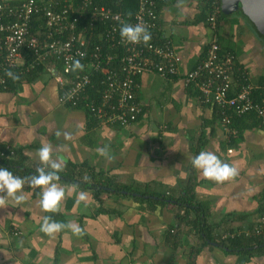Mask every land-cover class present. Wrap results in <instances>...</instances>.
<instances>
[{
    "label": "crops",
    "instance_id": "1",
    "mask_svg": "<svg viewBox=\"0 0 264 264\" xmlns=\"http://www.w3.org/2000/svg\"><path fill=\"white\" fill-rule=\"evenodd\" d=\"M211 1L184 0L183 11L177 7L178 0L159 3L156 37L175 47L181 57L180 72L168 79L155 73L140 77L138 99L143 113L129 126L102 125L84 108L60 104L59 84L47 70L0 90V144L19 151L16 157L23 165L0 167L29 177L24 169L40 166L36 152L43 141L52 145L53 158L65 161L60 173L80 180L87 174L91 183L112 181L176 197L193 183L197 202L205 205L209 222L217 226L218 240L231 229L252 234L264 207V127L251 113L235 117V133L228 134L218 107L203 101L195 83L186 82L187 74L205 57L214 34L207 22ZM217 34L221 48L233 52L239 68L247 69L251 81L261 85L264 35L238 12L219 16ZM56 131L70 132L72 138L57 137ZM105 146L111 160L97 153ZM202 150L234 164L239 175L222 184L203 178L190 163ZM56 183L66 192L72 190L59 213L41 211L40 190L27 182L24 203L9 199L0 208V264H264V253L249 256L215 242L204 245L190 225L195 213L173 202L115 192L97 198L95 189L77 187L63 176ZM79 191L89 194L87 206L75 204ZM45 215L74 222L84 234L65 229L49 237L40 231Z\"/></svg>",
    "mask_w": 264,
    "mask_h": 264
},
{
    "label": "built area",
    "instance_id": "2",
    "mask_svg": "<svg viewBox=\"0 0 264 264\" xmlns=\"http://www.w3.org/2000/svg\"><path fill=\"white\" fill-rule=\"evenodd\" d=\"M165 1L139 0L137 11L130 13L100 5L97 0H0V90L10 87L6 71L25 80L26 75L42 66L55 75L60 104L82 107L102 125L125 127L138 122L143 113L138 99L140 77L155 73L168 79L180 72L181 57L172 43H158L153 37L159 28L157 8ZM211 2L207 22L214 34L205 57L187 74L186 82L198 86L204 102L218 106L228 134L235 133L230 126L231 112L241 117L254 111L264 127V104L252 98L257 85L245 79L246 83L237 86L236 55L221 53L217 34L221 0ZM96 23L104 29L100 32L101 42L93 43L87 31ZM122 23L146 25L152 37L149 44L122 43ZM74 59L81 61L83 71L66 70ZM242 69L249 79L248 70ZM95 75L99 76L98 81L94 80ZM92 89L98 98L89 94ZM0 156L14 158L16 150L0 144ZM263 228L264 211L254 231L260 233ZM235 235L226 231L221 239Z\"/></svg>",
    "mask_w": 264,
    "mask_h": 264
},
{
    "label": "clouds",
    "instance_id": "3",
    "mask_svg": "<svg viewBox=\"0 0 264 264\" xmlns=\"http://www.w3.org/2000/svg\"><path fill=\"white\" fill-rule=\"evenodd\" d=\"M184 0H178L177 7L183 11ZM119 34L122 43L127 44H140L143 43L147 46L151 40V32L146 25L137 23L135 25L130 23H122L119 29ZM83 56V53H78ZM72 72L83 71L84 65L79 59H74L71 63L70 69ZM5 75L16 81L19 76L8 70ZM55 135L60 137L63 135L65 140H70L72 134L70 132L56 131ZM63 147H66L63 146ZM98 155L105 157L109 160L107 146L97 149ZM36 155L38 157L40 166L36 169V174L30 177H19L13 174L6 167H0V208H4L7 201L11 199L17 205L24 203L27 196L24 193V186L27 182L31 188L39 189V199L37 206L45 213H59L61 204L66 198V195H71V189L67 192L64 187H61L56 181L60 180L59 173L66 167L65 161L59 157L53 158V147L50 143L41 142V147L37 149ZM190 163L203 178L222 184L225 181L235 179L239 175V171L234 164H229L222 161L213 151L202 150L198 155L191 158ZM82 182L90 183L91 178L85 174ZM78 187V185H77ZM89 201V194L85 191L77 192L75 196V204L80 205L84 203L87 206ZM70 230L77 236L84 234V229L74 222H60L52 218L51 215H45L42 219L40 231L49 237H54L57 233L63 230Z\"/></svg>",
    "mask_w": 264,
    "mask_h": 264
},
{
    "label": "trees",
    "instance_id": "4",
    "mask_svg": "<svg viewBox=\"0 0 264 264\" xmlns=\"http://www.w3.org/2000/svg\"><path fill=\"white\" fill-rule=\"evenodd\" d=\"M98 4L100 5H105L107 7H111L114 10H120L122 12H130V13H135L138 9V3L139 0H97ZM159 8H157L158 10ZM159 13V12H158ZM159 23V20H158ZM104 29L102 24L96 23L95 27L93 29H89L87 31L88 35L92 36V42H101L100 41V32ZM158 29L154 31V38L158 43H164L165 40H159L158 36L156 37ZM221 48V53L224 55L227 52L231 51H226ZM233 53V52H232ZM44 68L40 66L36 71H33V73H30L26 75V79L28 78H34L38 76L41 72H43ZM242 67L239 68L238 63L236 62V65L234 67V81L237 86H241L243 83H246V80L249 82L253 83L249 77V79L243 75L242 72ZM249 76V75H248ZM177 77V76H174ZM173 77V78H174ZM99 76L95 75L94 80L98 81ZM246 79V80H245ZM18 80H21L19 78ZM14 81H10V85H13ZM254 84V83H253ZM236 86V87H237ZM89 94L94 97L98 98L97 93L95 89H92L89 91ZM252 98L254 101L258 103L264 102V82L261 83V85L257 84V88L252 92ZM264 104V103H262ZM218 107V106H217ZM219 109V108H218ZM219 109V115H220V122H222L221 118V113ZM253 114L256 115L254 111L249 112L248 114ZM230 114V119H231V124L232 126L233 119L235 117H238L235 112H231ZM246 114V115H248ZM243 115V116H246ZM241 116V117H243ZM141 117V116H140ZM257 117V115H256ZM259 119V118H258ZM260 120V119H259ZM223 124V123H222ZM224 128V124H223ZM16 153H19V151L16 150ZM22 156V155H21ZM20 162V157H15V158H9V157H3L0 156V164L6 167H23ZM24 173L27 174L29 177L33 174H36V169H24ZM59 176H63V179L73 182L77 184L80 187H88L95 189V196L97 198L100 197L103 193H126L128 195H135L139 197L140 199L147 198L149 201H158V202H173L175 205H177L180 209H185L186 212L188 213L190 210L193 211L196 215V218L190 222V225L195 228L196 232L199 234V238L201 242L205 244H211V243H218L219 246L222 248H225L231 252L235 253H245L248 254L249 256H254V254L259 253L262 254L264 253V229L260 233H256L253 231L252 234L250 235H245V234H239L237 231H234L231 229L230 232L236 233L235 237L229 238L228 240H218L217 237L215 236V231L217 230V226L213 225L209 222V216H208V209L205 207L203 203L197 202L196 197H195V192H194V184L191 183L183 190L182 193L179 194V196H174V195H167V194H156V193H150L148 191H140L137 189H134L133 187H128L125 185H121L119 183H115L112 181H108L105 183H84L80 178L76 176H72L68 173H59ZM138 193V194H135ZM264 211V207L262 209V212ZM183 220L187 219L188 225H189V220L188 216L183 215L182 216Z\"/></svg>",
    "mask_w": 264,
    "mask_h": 264
},
{
    "label": "water",
    "instance_id": "5",
    "mask_svg": "<svg viewBox=\"0 0 264 264\" xmlns=\"http://www.w3.org/2000/svg\"><path fill=\"white\" fill-rule=\"evenodd\" d=\"M241 13L264 35V0H221V16ZM137 194V193H135Z\"/></svg>",
    "mask_w": 264,
    "mask_h": 264
}]
</instances>
